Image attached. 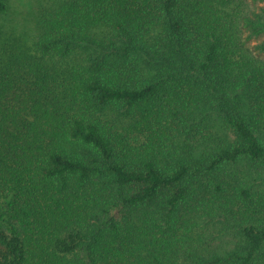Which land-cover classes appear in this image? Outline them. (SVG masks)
<instances>
[{
  "label": "trees",
  "instance_id": "obj_1",
  "mask_svg": "<svg viewBox=\"0 0 264 264\" xmlns=\"http://www.w3.org/2000/svg\"><path fill=\"white\" fill-rule=\"evenodd\" d=\"M10 10L0 264H264V0Z\"/></svg>",
  "mask_w": 264,
  "mask_h": 264
},
{
  "label": "rangeland",
  "instance_id": "obj_2",
  "mask_svg": "<svg viewBox=\"0 0 264 264\" xmlns=\"http://www.w3.org/2000/svg\"><path fill=\"white\" fill-rule=\"evenodd\" d=\"M44 0H10L11 10L7 15V28L11 31L29 30L32 26L31 17L27 16V12L32 15L38 12V8L43 4Z\"/></svg>",
  "mask_w": 264,
  "mask_h": 264
}]
</instances>
